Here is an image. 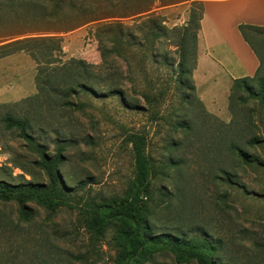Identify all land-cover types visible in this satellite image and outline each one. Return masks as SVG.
<instances>
[{"label":"rangeland","instance_id":"rangeland-1","mask_svg":"<svg viewBox=\"0 0 264 264\" xmlns=\"http://www.w3.org/2000/svg\"><path fill=\"white\" fill-rule=\"evenodd\" d=\"M74 1L88 5L98 20L56 33L53 20L5 18L0 20V47L26 38L60 39L62 53L53 52L51 68L81 60L97 75L113 72L122 83L117 87L122 96H109L105 87H95V95L76 88L68 97L66 85L40 91L39 64L29 53L0 59V87L9 90L0 103V181L48 183L39 163L55 161L60 152L58 173L66 192L50 218L31 203L32 216L21 220L16 204L0 201V262L117 264L118 250L112 241L117 226L109 225L103 237L93 239L79 207L87 199L107 204L124 200L134 177L128 138L141 134L154 168L146 203L153 232L217 244L218 264H264V107L253 100L240 107L230 100V91L206 107L194 86L193 57L182 51L177 33L141 49L120 48L118 56H111L110 72L94 36L97 28L118 23L133 28L141 38L149 13L160 16L168 29L182 31L195 0L169 5L161 0ZM147 1L150 11L139 13ZM194 8L199 13V6ZM45 45H33L41 62L47 60ZM260 52L264 57V45ZM179 63L185 72L181 77ZM260 75L264 76V64ZM65 102L73 106H63ZM6 114L30 122L33 146L17 129L5 128L1 119ZM252 138L259 142L247 144ZM232 142L257 163L241 164L231 151ZM35 145L42 147L43 156ZM135 264L177 262L170 251L155 248Z\"/></svg>","mask_w":264,"mask_h":264},{"label":"trees","instance_id":"trees-1","mask_svg":"<svg viewBox=\"0 0 264 264\" xmlns=\"http://www.w3.org/2000/svg\"><path fill=\"white\" fill-rule=\"evenodd\" d=\"M161 1L163 5H169L186 0ZM150 3L151 1L143 3L144 7L140 9L139 13H148ZM192 5L189 24L182 31L177 28L168 29L163 25V19L160 16H152V13L146 15L148 23L147 21L142 23L145 26H143L144 32L141 38L133 33V28H126L118 23L97 28L94 36L98 44V51L109 72L113 66L112 61H110L112 60L111 56H118L120 48L131 50L132 46H136V48L141 49L147 44L153 45L155 41L176 33L180 37L182 51L190 53L193 57V71L196 65L197 34L203 16V4L195 0ZM195 5L199 6L197 8L199 13L195 10ZM87 6L74 0H0V20L5 18L18 20L43 18L46 21H55L54 32L65 33L98 20L97 15H93L94 13ZM140 26L142 25L140 24ZM238 30L257 57L260 67L253 78H242L233 82L230 89V100L238 103L240 107H244L248 100L257 101L261 107H264V76L260 75L261 67L264 64V57L260 52V47L264 45V27L241 24L238 26ZM60 41V39L53 37L16 40L0 47V59L22 52L29 53L31 58L39 64L36 77L37 81L39 80L43 84L40 91L46 90L44 87H63L66 85L64 96L68 97L67 95L76 88L84 93L95 95L97 92L95 87H105L106 94L109 96H122V91L117 89V87H122V83L114 79L115 74L113 72L106 76L97 75L92 71L90 65L81 60H70L66 67L55 66L51 68L56 57L53 56V52H57L58 55L62 53ZM36 42L44 43V45L48 42L49 44L43 48L47 51L45 55L47 60L44 62H41L39 56L34 53L33 45ZM38 48L39 46H37ZM178 66L181 77L185 72L182 70L181 63ZM180 77H178L179 82H181ZM71 105L73 106L69 102L63 103V106L69 107ZM1 122L7 130L17 129L20 137L29 146H33L32 138L28 133L32 127L28 120L14 118L12 115L6 114ZM128 140L132 145L134 177L128 186L124 200L120 204H107L97 203L95 199H87L79 207L81 215L87 216L85 227L92 234V238L103 237L109 225L117 226L115 236L112 239L115 249L118 250L117 264H135L139 258L147 256L155 248L170 251L177 264H186L191 261L196 264H218L219 262L214 258L217 252V244L208 240L188 242L180 235L171 236L153 232L148 221L149 213L146 203L151 198V179L154 168L150 157L145 152V137L141 134H131ZM258 142V138H252L247 141V144L253 145ZM35 147L43 156L42 147L39 145H35ZM230 148L241 164L251 166L257 163L255 157L251 156L238 143L232 142ZM60 156L61 153L59 152L55 161L39 163V166L47 174L48 183L10 184L0 181V201L16 204L19 218L24 221L29 220L32 216L33 211L29 207L31 203L48 212V218L52 217L57 208L62 206L61 199L66 195L58 173ZM229 177L228 175V179H230Z\"/></svg>","mask_w":264,"mask_h":264},{"label":"crops","instance_id":"crops-1","mask_svg":"<svg viewBox=\"0 0 264 264\" xmlns=\"http://www.w3.org/2000/svg\"><path fill=\"white\" fill-rule=\"evenodd\" d=\"M201 2L203 16L192 78L198 97L207 107L227 97L235 80L253 78L257 73L260 63L243 40L238 26L264 27V0ZM199 87L205 88L201 91ZM13 90L16 91V87ZM8 92L7 88L0 87V103Z\"/></svg>","mask_w":264,"mask_h":264}]
</instances>
